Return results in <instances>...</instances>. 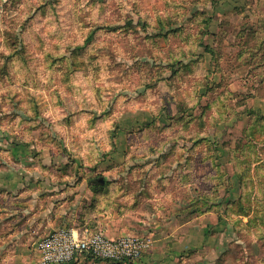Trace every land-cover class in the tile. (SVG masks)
Returning a JSON list of instances; mask_svg holds the SVG:
<instances>
[{
    "label": "rangeland",
    "instance_id": "obj_1",
    "mask_svg": "<svg viewBox=\"0 0 264 264\" xmlns=\"http://www.w3.org/2000/svg\"><path fill=\"white\" fill-rule=\"evenodd\" d=\"M251 3L0 0V170L9 145H33L80 190L64 201L91 231L113 220L148 238L212 201L242 244L219 264H264V102L251 108L264 21Z\"/></svg>",
    "mask_w": 264,
    "mask_h": 264
},
{
    "label": "crops",
    "instance_id": "obj_2",
    "mask_svg": "<svg viewBox=\"0 0 264 264\" xmlns=\"http://www.w3.org/2000/svg\"><path fill=\"white\" fill-rule=\"evenodd\" d=\"M253 1L251 5H259L260 17L264 21V0H259V4L257 0ZM240 68L244 69V66ZM253 68L249 67L248 73ZM262 78L264 74L260 75ZM251 100L252 110L261 113V105L254 103L257 100L264 102V96L253 95ZM8 149L9 158L1 162L10 166L0 170V229L8 227L7 239L0 241V264H40V255L36 250L39 239L60 227L80 234L84 227L91 230L90 223L88 219L82 223L75 220L77 201L71 209L64 201L72 197L74 191L80 190L71 183L64 188L55 180L58 178L56 174L44 172L45 167L52 166L50 160L31 156L29 149H34L33 145L14 144ZM83 186L84 182L80 184V189ZM85 197L88 198L89 193ZM205 197L209 199L208 194ZM214 208L211 201L202 209H195V213L185 219L156 224L148 235L151 241L149 251L133 264H219L231 246L242 244L237 242V238L240 239L238 235L237 238L232 235L231 239L229 233L225 234L230 226L234 231L235 221L226 217L220 219ZM112 221L104 222L98 231L111 238L121 236L114 230L115 222Z\"/></svg>",
    "mask_w": 264,
    "mask_h": 264
},
{
    "label": "built area",
    "instance_id": "obj_3",
    "mask_svg": "<svg viewBox=\"0 0 264 264\" xmlns=\"http://www.w3.org/2000/svg\"><path fill=\"white\" fill-rule=\"evenodd\" d=\"M151 241L140 235L127 234L108 237L102 231L84 227L80 234L60 227L42 237L37 250L40 264H74L81 258L113 264H133L149 251Z\"/></svg>",
    "mask_w": 264,
    "mask_h": 264
},
{
    "label": "water",
    "instance_id": "obj_4",
    "mask_svg": "<svg viewBox=\"0 0 264 264\" xmlns=\"http://www.w3.org/2000/svg\"><path fill=\"white\" fill-rule=\"evenodd\" d=\"M93 183H95V184H103L104 183V179L103 178H99L97 180H94Z\"/></svg>",
    "mask_w": 264,
    "mask_h": 264
},
{
    "label": "trees",
    "instance_id": "obj_5",
    "mask_svg": "<svg viewBox=\"0 0 264 264\" xmlns=\"http://www.w3.org/2000/svg\"><path fill=\"white\" fill-rule=\"evenodd\" d=\"M250 222H251V220H250ZM97 260V259H96ZM97 261H100V260H97Z\"/></svg>",
    "mask_w": 264,
    "mask_h": 264
}]
</instances>
